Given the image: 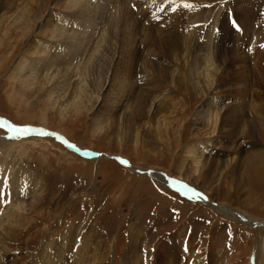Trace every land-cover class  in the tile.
Instances as JSON below:
<instances>
[{
    "label": "rangeland",
    "instance_id": "rangeland-1",
    "mask_svg": "<svg viewBox=\"0 0 264 264\" xmlns=\"http://www.w3.org/2000/svg\"><path fill=\"white\" fill-rule=\"evenodd\" d=\"M24 1L28 0H0V116L12 125L58 131L73 144L102 155L85 157L53 136H14L0 127V169H11V174L17 169L31 186L26 200L34 219L27 231L20 229L11 237L6 262L34 264L44 241L70 228L80 232L83 242L81 254L74 248L69 264H80L77 259L84 253L86 264H264V251L256 263L251 248L259 238L264 241V188H259L264 180L257 179L258 187L252 178L254 172L264 175V124L259 121L264 118L256 109L260 103L264 110V84L258 81L253 59L259 56L253 50L259 53L264 47V0H154L139 14L135 10L141 0H99L88 16L106 21L86 28L88 51H83L84 40L75 38L79 28L69 26L64 45L74 53L55 60L56 68L77 79V68L91 59L95 43L105 37L95 50L111 46L113 14L122 9L119 62L105 91L111 94L91 109V90L73 88L62 99L63 90H53L47 76L26 82L16 71L13 74L23 54L33 61L30 44L55 43L54 33L42 35L38 26L49 13L66 9L62 0H39L28 1L24 12ZM249 6L250 17L232 24L231 17H242ZM170 15L173 22L168 21ZM19 16L31 20L26 33L27 19L21 28L20 22L14 24ZM148 44H154L152 51ZM243 54V62L234 58ZM211 60L222 66L212 84L205 76ZM92 65L99 68L96 62ZM145 65L150 75L143 85ZM138 77L142 82H136ZM82 84L79 81V87ZM81 94L83 103L71 107ZM257 98L263 102L256 103ZM128 99L130 106L120 120L119 110ZM213 99L221 102L223 116L238 104L251 120L242 128L248 146L237 155L243 159L231 169L222 161L233 155L234 138L221 135L227 128L213 124L207 115L198 117L204 105L203 114L216 111ZM144 104L145 112H140ZM191 150L202 158L198 167ZM113 155L135 167L163 171L182 186V181L193 185L197 193L184 186L185 191L170 189L154 174L134 170ZM0 177L6 184L5 175ZM36 183L39 194L34 198ZM228 207L252 221L230 217L225 213Z\"/></svg>",
    "mask_w": 264,
    "mask_h": 264
},
{
    "label": "bare ground",
    "instance_id": "bare-ground-1",
    "mask_svg": "<svg viewBox=\"0 0 264 264\" xmlns=\"http://www.w3.org/2000/svg\"><path fill=\"white\" fill-rule=\"evenodd\" d=\"M28 1L31 2L32 4H34L35 2H37V4H38L39 0H28ZM28 1L23 2L25 10L21 9V11L27 12L26 7L28 4ZM62 1L66 4V9L60 10L63 13L62 12H60V13H53V12L49 13L47 15V17L45 19H43V23L38 26L39 33L42 35H46L50 32L54 33L53 37H57L55 39V43L54 44L52 43L53 44L52 46L47 45V43L45 44L42 42H33L32 44H30L29 49H30V54L33 55V61L30 62L29 58L26 57L27 54H23L25 56H22L20 58L19 62H17L16 66H15V69L12 70L13 74L16 71L17 76H19L22 81L25 80L26 82H32V81H35L36 79H38V81H39V79H42L43 77L47 76L46 80L48 81L49 84L52 85L53 90H59V91L63 90L62 91L63 96H62V93L59 94V97L62 96L61 97L62 99L66 98L67 94L72 92L71 90L73 88L74 89H81V90H83V88H86V89L92 91L90 102H92L93 105H90V102H89L88 109H91L92 106L99 107L101 102L103 101V99L105 97H107L106 95L111 94L110 92L105 93V91H106V88L111 85V82L113 80L112 74H113L114 65H116L119 62V59H118V49H119L118 48V41H119V38H120V35L122 32L123 20H119L118 15L120 13H122V9L121 8L117 9L116 12H114V14H113L114 20L111 24L112 28L109 30V34H108V35H110L111 40L109 39L108 35L106 36V40L109 39L112 42L111 46L108 48H105L103 50H98V49L95 50L98 43L105 41V37H103L100 41L95 43L92 55L90 56L91 59L84 62L83 64H80L79 67L77 68L76 76L78 78L76 79V78H74L75 74L73 75V74L69 73L68 75H66L64 72H62L61 67L56 68V66H55V60L56 59H58L60 57L64 58L65 56L71 55L74 53L70 49L69 46L64 45L65 40H66L65 37L69 35L68 27L70 26L71 28H79L78 31L74 32L75 38L76 39L82 38L84 40L83 51H88L89 42L87 40V33L89 31L86 28L88 27V25L95 24V23L102 25L103 23H105L106 18L97 17V18H93V20H92V18H90L88 16V12H90L91 10L96 8L99 0H62ZM153 1L154 0H141L140 8L137 7V10H135V11L139 14V12H141L142 10H149ZM131 10H133V6L131 7ZM251 10H252V7L249 6L248 11L243 12L242 17L240 14H238L236 16V21L239 24L241 22L243 23V21L246 20V17H250V15L252 14ZM249 12L251 13L250 15L248 14ZM218 14H220V11L218 12ZM170 17L171 18L170 19L168 18L169 19L168 21L170 22L172 20V22H173V16L170 15ZM24 19H27V18L24 16L16 17L14 24L17 22H20L18 27L21 28L22 20H24ZM59 19H62L63 22L59 23L60 22ZM175 21L177 22V19ZM27 24H28V27L23 28V29H25V33L28 31L29 27L31 26V20L27 19L26 26H27ZM173 24H175V23H173ZM211 25H213V23ZM245 26H248V25L245 24ZM189 28H190V26H189ZM211 30H212V28H211ZM10 31H11V29L8 28V30L6 31V34L8 35L10 33ZM144 32H145V30L143 29L142 33H144ZM143 38L147 39L144 36H143ZM113 40H114V42H113ZM145 42H146V40H145ZM238 45H241V43H239ZM147 46L152 51L153 50L152 46H154V44H152V45L148 44ZM229 46L230 45L228 44L227 48H229ZM253 51H254L253 52L254 54L259 55L258 57H253V59H255V60L257 59V70H256V72L258 73L257 78H259V80H258L259 83L264 84V47L262 48V50L259 53L256 51V49H254ZM209 53L211 54V51ZM42 54L44 56L40 60V55H42ZM183 56H184V54H183ZM234 58H236L239 62L240 61L243 62V60L245 59V56H244V54L240 55V56L235 55ZM93 62H96V64L99 66L98 69L93 67V65H92ZM210 62L212 63V65L205 69L206 70L205 76L207 77L209 82H211V84H212V83H214L215 78L217 76V73L220 71L222 66L218 65L216 63L217 61L214 62L211 60ZM147 64L148 63H146V65ZM27 65H29L31 70H27ZM225 65H226V63H225ZM244 66H246V65H244ZM144 68L145 69L142 72L145 73V78L146 77L147 78H146L145 82L143 83V85L147 83L148 76L150 75L149 73H146L147 72V66ZM148 68H149V66H148ZM197 69H199V68L197 67ZM102 71H104V72L101 74ZM246 71H248V70H246ZM82 75H84L83 79H82ZM17 79H19V78H17ZM78 79H79V81H84L85 84H82L79 87ZM141 80H143V79H141ZM141 80H140V77H138V80L136 82H139ZM66 85H68L67 90H65V88H64ZM141 87H143V86H141ZM259 96L261 98V95H259ZM109 97H111V96H109ZM260 98H257L256 103L263 102ZM211 102L215 103L216 111L210 112V110H209V114H207L208 112L206 114H203V112L206 109V108L205 109L203 108L205 106L204 105L199 110L198 117L203 118L204 116L207 115L209 117V119L215 120V122H213V124L216 123L218 125H222V128H227L225 131H223V133L221 135H225L226 139H229V140L234 138V141L232 140L233 141V146H232L233 150L231 151V152H233V155H231L230 158L222 161L225 164V166H227L226 168L231 169V167H233L234 164L239 163L241 161V159H243L242 155L241 156L237 155L244 150L243 147L248 146V145H246L245 141L242 140V136L245 135L244 134L245 131L242 130V128L244 126H247L251 120L245 119V116H247L248 114H246L247 112H246L245 108L240 107L241 105L237 104V105H233L232 107L230 106L229 110L227 108H225L228 111L225 114V116H223L222 115L223 106L220 105L221 102L219 101V104H218L217 99L216 100L213 99V100H211ZM82 103H83V97L81 94V96L79 98L74 97V100L71 103V107L75 108L76 104H78L80 106ZM222 103H224V102H222ZM234 103H237V102H234ZM207 104L209 105L210 103H207ZM127 106H130L129 99L123 103V105L121 106V108L119 110V112L121 114V116H119L120 120H123L124 117L122 116V114L125 111L124 108ZM257 106L258 105H256V109H257V111H259V113H258L259 117L264 118V110L260 109L261 104L259 103V106H258L259 109L257 108ZM141 107L142 108H141L140 112L142 111V109L145 112V109H146L145 104L143 106L141 105ZM151 107H149L148 112L149 111L151 112ZM224 107H226V105H224ZM241 110L244 111L242 116H240ZM221 115H222V117L220 119ZM112 119H113L112 117L108 118V120H112ZM219 120H221V121L219 122ZM259 121H262L264 124V119L259 120ZM39 129H43V128H39ZM11 135H14V134L12 133ZM263 136H264V134H263ZM253 145H254V143H253ZM191 151L193 152V150H191ZM258 152H260V151H258ZM101 155L102 154L99 153L98 157H100ZM105 155H107V154H105ZM189 155L194 157V152L190 153ZM113 157H115L116 159H118L120 161H122V159H123L122 157L117 156V155H113ZM194 158L196 160L195 162H197L196 166L198 167L200 165V161H202L201 160L202 158H200V156H198V157L195 156ZM126 163H128V162L126 161ZM128 167H130L134 170L136 168H139V167L132 166L129 163H128ZM139 169L140 170H142V169L146 170V168H139ZM10 170L6 167L0 169V174L5 175V181H6V184L1 183L2 177H0L1 178L0 179V188L1 187L4 188V190L0 191V264H8L6 262V259H7L6 256L9 253L8 248L11 246L10 245L12 242L11 237H14L17 234L16 232L20 229L27 231L28 227L31 226V222L34 220V219H31V217H29L31 215V210H30L31 207L29 206V204L27 203V200H26V196L29 193L28 189L31 186H29L28 183H25L23 181L22 174L17 172V169H16V171H13L12 174L9 173V172H11ZM147 170L150 173L154 174L156 176V178H159L163 184H165L167 186L169 185L170 189L175 188L177 190H181V191L184 190L185 191V188L180 184L179 181L171 178L167 174L164 175V174L160 173V171H158V170L157 171L152 170V169H147ZM260 173L254 172V174L252 175V178L255 181L256 186H258L257 181L259 182V180H262V179L264 180L263 173H261V174ZM257 179H259V180H257ZM38 186H39V184L36 183L35 189H36L37 193L34 192L35 193L34 198H37V194H39L38 193V189H39ZM259 188H264V186H261ZM34 202H36L35 199H34ZM225 213L228 214L230 217H232L238 221H241V222L242 221L243 222L252 221V218L248 217L249 215H247L246 213L231 209L229 207L225 210ZM249 219H251V220H249ZM34 226H36V225H34ZM79 236H80V232H76V230L72 231V230H70V228H69V230L64 232L58 238L53 237V236H49L44 241V243L41 245V247L39 248L37 253L34 255L36 257V261L34 260V262H35L34 264H69L70 259H71V253L73 252L74 248H76V251H75L76 253L81 254V249H82L81 246H82L83 241H82V239H79ZM90 242H91V240H90ZM253 243L255 245L251 248H252V250L256 251V253H255V256H256L255 258L257 260L256 263H259L260 259H261V254L264 251V241H262L259 238L257 240V242H253ZM85 247H86V245H85ZM164 251L168 252L166 250H164ZM162 258H163V260L166 259V253L162 254ZM86 260H87V256H86V253H84L83 255H81V257H79L77 259V262L80 264H86L85 263ZM248 264H249V262H248Z\"/></svg>",
    "mask_w": 264,
    "mask_h": 264
},
{
    "label": "snow or ice",
    "instance_id": "snow-or-ice-1",
    "mask_svg": "<svg viewBox=\"0 0 264 264\" xmlns=\"http://www.w3.org/2000/svg\"><path fill=\"white\" fill-rule=\"evenodd\" d=\"M0 126H2V125H0ZM11 131L14 133V135H24V136L31 135L33 133H36V134L42 135V136L55 135L54 133H50V132H47L43 129L35 128L32 126L11 125ZM69 147H75V146L69 145ZM185 195H187V192H185ZM201 199H207V197L201 196Z\"/></svg>",
    "mask_w": 264,
    "mask_h": 264
},
{
    "label": "water",
    "instance_id": "water-1",
    "mask_svg": "<svg viewBox=\"0 0 264 264\" xmlns=\"http://www.w3.org/2000/svg\"><path fill=\"white\" fill-rule=\"evenodd\" d=\"M0 125L4 126V125H3V124H1V123H0ZM4 127H5V126H4ZM7 130H8V132H9V133L11 132L9 129H7ZM10 136H11V135H10ZM98 156H99V155H98Z\"/></svg>",
    "mask_w": 264,
    "mask_h": 264
}]
</instances>
